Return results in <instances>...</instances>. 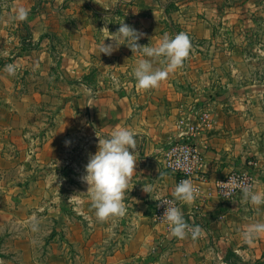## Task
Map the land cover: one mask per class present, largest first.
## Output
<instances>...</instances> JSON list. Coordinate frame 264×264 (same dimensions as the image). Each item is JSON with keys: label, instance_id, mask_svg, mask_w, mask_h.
<instances>
[{"label": "crops", "instance_id": "1", "mask_svg": "<svg viewBox=\"0 0 264 264\" xmlns=\"http://www.w3.org/2000/svg\"><path fill=\"white\" fill-rule=\"evenodd\" d=\"M21 7L28 9L24 21L15 18ZM215 17L204 0H0V99L13 93L12 81L24 80L40 85L37 99L69 100L52 123L36 122L32 127L42 133L32 138L41 151L40 167L55 169L51 173L61 184L51 190L54 200L36 206L52 213L57 231L66 230L64 243L54 236L48 260L41 262L32 243L21 241V264L93 263L86 262L87 256L91 252L95 259L100 251L94 248L98 244L87 220L96 215H91L95 210L89 186L81 178L97 151V136L106 138L118 127L135 134L136 172L125 193L126 215L101 222L102 263L97 264H264V234L252 244L242 238L248 224L264 222V205L256 208L243 202L242 192L225 200L216 188L217 181L233 171L248 170L255 176V189L264 191V77L240 76L234 69H229L230 77H219L220 62L207 53L214 49ZM122 20L144 33L140 45L156 46L164 33L170 37L187 33L192 49L183 67L158 88L138 89L133 71L147 57L126 45L110 56L99 53L102 40L115 33ZM104 27L110 33L101 30ZM104 42L114 43L110 38ZM9 64L16 66L15 75L5 71ZM96 69L101 71L102 87L85 80ZM59 82L71 94L60 96L52 86L46 91L41 86ZM53 109L40 106L34 114L52 115ZM187 123L198 127L192 140L204 155L205 181L198 196L190 205L179 202L184 219L203 229L196 239L190 234L185 239L173 237L170 226L153 217L156 201L172 196L179 183L166 169L165 153L184 138ZM27 131L19 130L13 140L25 143ZM61 148L70 149L66 166L73 170L57 172L63 164ZM147 184L154 187L150 194L143 191ZM28 202L20 208L30 211L34 205L32 199ZM1 213L4 223L7 217Z\"/></svg>", "mask_w": 264, "mask_h": 264}, {"label": "rangeland", "instance_id": "2", "mask_svg": "<svg viewBox=\"0 0 264 264\" xmlns=\"http://www.w3.org/2000/svg\"><path fill=\"white\" fill-rule=\"evenodd\" d=\"M204 1L216 14L214 42L211 44L214 49L213 52L208 50L207 53L214 54L220 62L219 77H230L229 69H234L240 76L264 77V0ZM101 75V71L96 69L91 77L85 80L91 86L102 87V84H99L102 83ZM10 86L13 93L7 99H0V213L4 211L5 217L9 218V220L5 218L4 223L0 220V264H21L20 252L24 246L21 241L26 243L30 241L34 246L33 250L38 251V259L47 262V253L50 251L48 244L54 236L64 243L66 230L58 228L57 231L58 226H55L56 229L53 227L50 216L52 213L38 211L40 206L36 205L43 203L44 200L45 203L50 199L54 200L56 197L51 194V190L56 187L59 189L61 184L51 173L55 172V169L40 167L41 155H38L41 151L39 144H35L32 138L34 134L40 137L42 133H35L32 127L36 122L52 123L50 120L54 118L53 115L60 113L69 100L61 98L56 100L50 97L37 99L36 94L41 91L40 85L24 83V80L12 81ZM41 86H44V91L50 90L52 86L60 96L65 95L66 91L71 94L70 88L67 89L66 84L61 82ZM75 92L77 93V88ZM40 106L41 109L53 107L52 115L34 114L35 109ZM19 130H29L23 133L25 143L13 140L20 135ZM70 154V149L59 150L58 156L61 157L63 164L57 168V172H64L67 167L73 170L70 165L66 166ZM39 189H42L41 193ZM42 192H48L49 195L44 193L42 197ZM29 199H32L33 208L30 211L20 208L24 203H29ZM91 215L95 216L94 213ZM91 219L87 220L88 223L91 222L88 230L91 229L92 232L89 233L96 237L98 245L94 248L100 252L95 254V259L91 252L85 256L86 262L97 264L102 263V239H99L101 232L99 227L102 223L97 217ZM34 223L37 225L35 231ZM26 236L32 239H25ZM69 253L76 258L74 251L70 250ZM78 262L82 260L79 259Z\"/></svg>", "mask_w": 264, "mask_h": 264}, {"label": "clouds", "instance_id": "3", "mask_svg": "<svg viewBox=\"0 0 264 264\" xmlns=\"http://www.w3.org/2000/svg\"><path fill=\"white\" fill-rule=\"evenodd\" d=\"M27 16L28 9L21 7L17 10L15 18L18 21H24ZM119 25L115 33H110L107 27L101 29L110 33L106 38H110L114 43L105 44L106 38H104L99 46V53L110 56L121 45H126L134 54L142 53L147 57L148 59H140L133 71L137 81L136 87L140 90L158 88L160 83L165 81L171 73L183 67L184 61L190 55L192 44L190 37L185 32H179L174 37L164 33L156 46L140 45L138 41L144 33L124 23L123 20ZM153 61H160L165 66L154 67ZM16 70L15 65L5 66V71L9 75H15ZM97 137V151L90 155L85 166L86 175L81 180L89 186L87 193L90 195L91 206L95 210L97 219L100 222H105L111 217L126 215L127 206L124 203V198L131 178L136 172L137 142L134 132L123 127H118L106 138ZM69 143L70 141H65L66 145ZM153 190V185L143 186V191L147 194ZM241 192L243 202L250 203L256 208L264 205V191L256 190L253 184L242 185ZM198 194L199 189L193 185L192 181L183 179L174 188L173 200L160 201L158 206L166 205L162 219L170 225L173 237L185 239L191 234L192 239H196L202 234L203 229L199 225H190L184 219L182 210L176 206L177 201L192 204ZM136 202L138 203V201ZM33 230H37L35 223ZM261 234H264V222L257 221L245 227L242 238L246 243L252 244L254 238Z\"/></svg>", "mask_w": 264, "mask_h": 264}, {"label": "built area", "instance_id": "4", "mask_svg": "<svg viewBox=\"0 0 264 264\" xmlns=\"http://www.w3.org/2000/svg\"><path fill=\"white\" fill-rule=\"evenodd\" d=\"M186 127L187 131L183 135L184 138L173 142L166 151L165 166L169 172L177 176L179 182L183 179H189L192 183L196 182L193 185L200 189V183L205 181L202 174L204 155L192 140L198 131V127L194 123H187ZM248 164L255 165L252 161H249ZM255 183V176L250 171H233L226 178L217 181L216 188L220 197L230 200L241 192L242 185L253 184L255 186ZM173 199V196H164L156 201L153 209V217L156 222L170 226L162 219L166 205H158H160L161 200ZM176 206L180 208L179 201L176 202Z\"/></svg>", "mask_w": 264, "mask_h": 264}]
</instances>
